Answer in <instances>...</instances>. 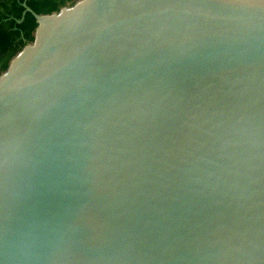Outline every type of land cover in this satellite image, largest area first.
I'll list each match as a JSON object with an SVG mask.
<instances>
[{"label":"water","instance_id":"water-1","mask_svg":"<svg viewBox=\"0 0 264 264\" xmlns=\"http://www.w3.org/2000/svg\"><path fill=\"white\" fill-rule=\"evenodd\" d=\"M24 6L0 264H264V0Z\"/></svg>","mask_w":264,"mask_h":264},{"label":"trees","instance_id":"trees-1","mask_svg":"<svg viewBox=\"0 0 264 264\" xmlns=\"http://www.w3.org/2000/svg\"><path fill=\"white\" fill-rule=\"evenodd\" d=\"M71 0H0V71L7 69L9 60L28 42L34 40L37 21L31 12L48 14Z\"/></svg>","mask_w":264,"mask_h":264},{"label":"rangeland","instance_id":"rangeland-1","mask_svg":"<svg viewBox=\"0 0 264 264\" xmlns=\"http://www.w3.org/2000/svg\"><path fill=\"white\" fill-rule=\"evenodd\" d=\"M77 1H79V0H71V1H68L63 7H65V8H68V7H72ZM60 11V9L59 10H57V11H53V12H59ZM34 34V33H33ZM27 44H33V41H31V42H28ZM26 44V45H27ZM21 50H19L15 55H13V57L9 60V65H10V62L13 60V58L20 52ZM9 65H8V67H9ZM7 67V68H8ZM6 70L7 69H5V70H1L0 71V75H2L3 73H5L6 72Z\"/></svg>","mask_w":264,"mask_h":264}]
</instances>
